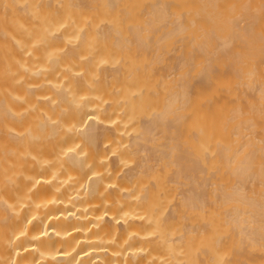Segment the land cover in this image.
Masks as SVG:
<instances>
[{
    "label": "bare ground",
    "instance_id": "6f19581e",
    "mask_svg": "<svg viewBox=\"0 0 264 264\" xmlns=\"http://www.w3.org/2000/svg\"><path fill=\"white\" fill-rule=\"evenodd\" d=\"M0 264H264V0H0Z\"/></svg>",
    "mask_w": 264,
    "mask_h": 264
}]
</instances>
